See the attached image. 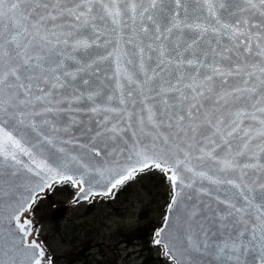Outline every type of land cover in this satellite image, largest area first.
I'll return each instance as SVG.
<instances>
[{"label":"snow or ice","instance_id":"1","mask_svg":"<svg viewBox=\"0 0 264 264\" xmlns=\"http://www.w3.org/2000/svg\"><path fill=\"white\" fill-rule=\"evenodd\" d=\"M0 158L37 178L0 264H52L25 213L54 185L153 170L175 264H264V0H0Z\"/></svg>","mask_w":264,"mask_h":264},{"label":"rangeland","instance_id":"2","mask_svg":"<svg viewBox=\"0 0 264 264\" xmlns=\"http://www.w3.org/2000/svg\"><path fill=\"white\" fill-rule=\"evenodd\" d=\"M160 174L157 170L138 174L113 195L76 205L67 204L74 192L70 183L42 193L26 216L39 228L52 264H141L144 257L163 255L154 240L170 187ZM64 206L63 215L53 219Z\"/></svg>","mask_w":264,"mask_h":264},{"label":"water","instance_id":"3","mask_svg":"<svg viewBox=\"0 0 264 264\" xmlns=\"http://www.w3.org/2000/svg\"><path fill=\"white\" fill-rule=\"evenodd\" d=\"M25 163H28V158L26 156L20 157ZM2 159V158H0ZM19 167V166H17ZM11 171H15V169H6L0 168V248L6 247L11 237L9 233L12 231L11 226L8 224L7 216L9 212V204L14 202V199H18L21 194L27 195L25 188L23 186L34 183L36 181V177L32 176V174L28 173L25 169H20L16 175L8 174ZM207 183V182H205ZM170 185V183H169ZM171 188V186H170ZM97 191H103V187H96ZM46 197L50 199L49 194H46ZM105 197V196H101ZM77 190H74V195L68 202L70 205H76L80 202L86 201L84 199H79L77 203ZM170 201V199H169ZM65 206L61 208L55 214H51L53 219H58L63 215V211ZM166 212V209H165ZM165 216V213H164ZM164 224V218L161 225L158 227L157 231L160 230L162 225ZM18 239V238H17ZM163 249V255L167 258L169 262L175 264V262L167 255L164 254L163 245H160ZM179 245L177 244L176 248L173 250L176 251L177 255H179V251L177 250Z\"/></svg>","mask_w":264,"mask_h":264},{"label":"trees","instance_id":"4","mask_svg":"<svg viewBox=\"0 0 264 264\" xmlns=\"http://www.w3.org/2000/svg\"><path fill=\"white\" fill-rule=\"evenodd\" d=\"M158 173H160L158 170H157ZM161 175V179L162 181L164 182L165 185H168V181L164 178V175L163 174H160ZM153 230V229H151ZM136 232H139V229L136 231ZM151 235V234H150ZM141 264H172L170 263L160 252H159V256L158 258L156 259H153V258H150V257H144L143 260H142V263Z\"/></svg>","mask_w":264,"mask_h":264},{"label":"bare ground","instance_id":"5","mask_svg":"<svg viewBox=\"0 0 264 264\" xmlns=\"http://www.w3.org/2000/svg\"><path fill=\"white\" fill-rule=\"evenodd\" d=\"M71 187H72L74 190H77V189H76V188H74L72 185H71ZM41 194H42V193H41ZM41 194H40V195H41ZM26 214H27V212L25 213V215H26Z\"/></svg>","mask_w":264,"mask_h":264},{"label":"flooded vegetation","instance_id":"6","mask_svg":"<svg viewBox=\"0 0 264 264\" xmlns=\"http://www.w3.org/2000/svg\"><path fill=\"white\" fill-rule=\"evenodd\" d=\"M72 188V187H71ZM73 189V188H72ZM74 190V189H73Z\"/></svg>","mask_w":264,"mask_h":264}]
</instances>
